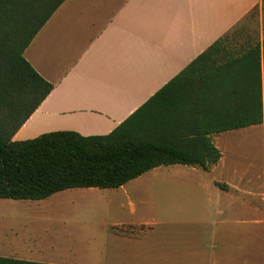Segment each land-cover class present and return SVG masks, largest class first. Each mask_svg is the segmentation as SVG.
I'll return each mask as SVG.
<instances>
[{
	"label": "crops",
	"instance_id": "1",
	"mask_svg": "<svg viewBox=\"0 0 264 264\" xmlns=\"http://www.w3.org/2000/svg\"><path fill=\"white\" fill-rule=\"evenodd\" d=\"M263 1L65 0L23 53L53 88L12 141L55 131L110 133ZM229 37L248 46L261 44L264 33ZM263 127L212 135L221 156L208 172L160 166L192 174L165 180L187 187L186 195L194 198L189 208L168 211L162 219L156 212L138 219L134 211L116 208L109 223L91 227L85 222L89 225L36 246H1L0 257L47 264H264L263 224L215 220L217 215L264 218L263 182L254 171L240 172L224 156L227 134L264 133ZM197 171L218 178L206 181ZM128 183L117 189L125 191ZM211 186L219 191L217 197L211 198ZM75 189L81 188L52 196Z\"/></svg>",
	"mask_w": 264,
	"mask_h": 264
},
{
	"label": "trees",
	"instance_id": "2",
	"mask_svg": "<svg viewBox=\"0 0 264 264\" xmlns=\"http://www.w3.org/2000/svg\"><path fill=\"white\" fill-rule=\"evenodd\" d=\"M64 1L0 0V199L117 189L160 166L208 172L221 156L212 135L264 123V40L231 46V30L110 133L55 131L12 141L53 88L23 53ZM0 264L47 263L0 257Z\"/></svg>",
	"mask_w": 264,
	"mask_h": 264
},
{
	"label": "rangeland",
	"instance_id": "3",
	"mask_svg": "<svg viewBox=\"0 0 264 264\" xmlns=\"http://www.w3.org/2000/svg\"><path fill=\"white\" fill-rule=\"evenodd\" d=\"M232 32L247 36L264 33V1L261 8L257 7L250 12L232 29ZM231 43V46H234L236 42ZM225 139L226 160L235 165L240 172L254 171L264 184V133L255 131L247 134L233 133L227 134ZM171 168L175 167L150 170L130 181L125 191L81 188L75 189L76 192L72 194L54 195L37 201L0 199V248L9 245L13 248L36 246L50 242L53 235L63 233L65 230L89 225L86 223H91V227L103 222L109 223L112 221V211L116 208L125 211L126 214L134 211L138 219L153 212L162 219L161 214L168 211L189 208L194 198L186 195L187 187L168 184L165 180L186 178L192 174ZM197 173L206 181L213 177L218 178L217 175L206 177L202 171ZM209 192L211 198L219 195V191L212 186ZM201 199L203 201L204 197ZM185 202L187 207H184ZM215 220L217 224L264 225V218L251 215L230 217L217 215Z\"/></svg>",
	"mask_w": 264,
	"mask_h": 264
}]
</instances>
